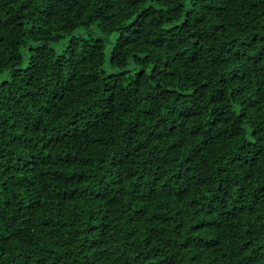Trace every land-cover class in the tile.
Here are the masks:
<instances>
[{"label": "trees", "instance_id": "16d2710c", "mask_svg": "<svg viewBox=\"0 0 264 264\" xmlns=\"http://www.w3.org/2000/svg\"><path fill=\"white\" fill-rule=\"evenodd\" d=\"M0 264H264V0H0Z\"/></svg>", "mask_w": 264, "mask_h": 264}]
</instances>
